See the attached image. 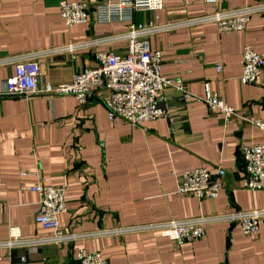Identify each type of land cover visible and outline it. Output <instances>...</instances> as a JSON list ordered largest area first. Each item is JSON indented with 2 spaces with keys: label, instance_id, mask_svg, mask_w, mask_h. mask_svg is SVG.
<instances>
[{
  "label": "crops",
  "instance_id": "0c3cea01",
  "mask_svg": "<svg viewBox=\"0 0 264 264\" xmlns=\"http://www.w3.org/2000/svg\"><path fill=\"white\" fill-rule=\"evenodd\" d=\"M61 0H0V59L30 54L40 64L41 84L68 83L73 74L95 65L106 51L123 54L127 22L96 23L94 4L88 22L67 27L59 16ZM82 1V0H66ZM259 0H163L158 11L134 13L135 24L179 22L215 10L245 7ZM244 31L221 32L216 24L179 26L148 37L161 52V72L192 95L204 84L240 115L224 119L202 101L163 90L159 105L168 115L139 126L121 118L109 120L104 90L80 105L70 95L0 98V238L15 224L27 237L52 233L34 220L38 194L22 187L38 171L51 184H64L66 209L58 220L66 231H93L118 225L264 207V189L242 186L243 144L264 143V65L254 83L242 84L241 51L250 45L264 59V13L252 15ZM112 37V39H111ZM111 39V40H110ZM83 42L73 50H59ZM220 66L221 70L216 71ZM14 71L0 66V84ZM205 165L225 169L214 198L198 199L176 192L179 173ZM248 236L236 222L207 225L204 235L177 244L156 231L93 235L75 241L41 244L36 251L0 250V264H78L76 250H98L106 264H264V220ZM27 259L21 261L20 255Z\"/></svg>",
  "mask_w": 264,
  "mask_h": 264
},
{
  "label": "built area",
  "instance_id": "2783aa9c",
  "mask_svg": "<svg viewBox=\"0 0 264 264\" xmlns=\"http://www.w3.org/2000/svg\"><path fill=\"white\" fill-rule=\"evenodd\" d=\"M214 4L216 0H204ZM163 0H98L92 8L96 23L126 21V30L115 35L114 40L125 39L126 50L123 54L106 51L94 56L95 65L85 68L72 75L68 83L41 84L39 81L41 68L36 56L30 54L18 55L0 59V66L6 63L14 65L13 74L0 84V98L44 96L51 99L55 95H70L77 99L80 105L87 104L92 95L99 90L105 91L103 103L109 120L121 118L131 126H139L146 121H153L168 115V110L159 105L163 90L173 88L183 99L202 101L211 113L219 112L224 119L239 116L244 122L248 118L238 114L232 106L226 104L215 94L208 82L204 84L203 95L190 94L183 85L175 84L171 78L161 72V52L151 50L148 37L159 31L175 30L179 26H193L204 23H214L221 32L244 31L252 15L264 13V0H259L245 7L215 10L210 14L193 16L172 23L155 25L154 20L135 24L132 22L134 13L140 10L151 12L162 7ZM59 16L62 22L70 27L74 24H84L89 18L87 1L61 0L58 4ZM110 39V40H111ZM84 46L83 42L71 43L59 50H73ZM242 84L254 83L261 75L264 59L250 45L241 51ZM221 67L217 66L216 71ZM252 122L264 132V124L259 120ZM244 162L242 186L247 189H264V143H248L241 147ZM31 173L34 181L22 184L23 188L38 194V211L34 216L37 223L52 229L48 235L27 237L22 235L20 227L15 224L8 226L5 238H0V250L25 248L26 251H36L44 243L75 241L79 238H89L93 235L121 234L130 232L156 231L166 235L177 244L192 241L204 235L207 225L215 222H236L241 232L251 236L258 234L259 222L264 220V207L250 209L234 208L233 210L215 213H200L195 216L163 219L139 224L118 225L110 228L94 229L93 231H66L58 220L59 213L66 209L64 198L65 185L51 184L49 177L36 170L22 169L20 175ZM225 169L217 166L210 170L205 165L188 168L179 173L177 193H188L195 198H214L223 184ZM78 264H106V259L98 250L88 251L84 247L76 250ZM0 255V259H1ZM21 261L27 259L26 253L20 255Z\"/></svg>",
  "mask_w": 264,
  "mask_h": 264
}]
</instances>
